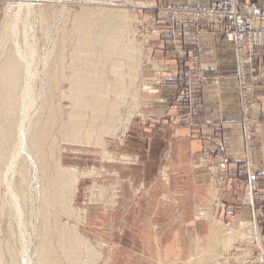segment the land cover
<instances>
[{
  "label": "rangeland",
  "instance_id": "rangeland-1",
  "mask_svg": "<svg viewBox=\"0 0 264 264\" xmlns=\"http://www.w3.org/2000/svg\"><path fill=\"white\" fill-rule=\"evenodd\" d=\"M26 1H28L26 3L32 5L31 7L29 5V16L23 21H17L18 27L14 29L15 33L11 32L14 31L11 25L13 24L15 12L18 11V8L17 11L14 9H16L18 5L21 6L19 2L24 3V1L0 0V55H3V52L6 51L4 48H8L11 44L5 45V38H7V40L16 41L24 55H27L26 52L28 53L29 48L34 51L33 58H35L34 61L32 60V63L35 67L36 76L34 75L35 78H33L34 81L32 82V87H34L32 88L33 90L31 95H33L36 104H41L44 99H48L55 108H61V110L59 109V112H57L58 119L53 129L54 132H52L54 135L58 132V128L61 123L66 121L68 113L74 109V104L70 103L71 100L69 98H65V95H69V90H67L69 83L65 80V78L72 73L71 64L77 61L72 60L76 51V42L79 38V34L74 28L76 19L78 17H82V15L87 17L89 16L90 18L110 13H119L124 15L120 16V20L121 22H124L126 30H123L124 34L122 33V42L119 43V47L122 48V53L119 51L113 54V56L112 54L111 56L102 54L103 59L102 57L99 58V60L101 59L100 64L103 65L102 77L106 80V82L109 84L111 83V89H115L117 91L115 96L110 94L108 97L109 100L113 101L116 109V116L114 118L115 122L112 124L113 129L111 128L112 132L110 131V135L109 133H101L102 135H100V132H98L96 135H99V143L93 139L87 143H71L64 142L59 137L56 138V147L58 149L56 162L65 170H74L73 174L75 181L68 195L69 198L67 199L66 210L63 212H55L57 216L54 213L53 216L55 218L53 217V219L51 218L52 221L50 220V225H52L55 222V219H57L62 225L71 230L74 229L73 231L79 233L78 235L81 238V241L79 240L78 242H82L84 244L83 241H85V245L87 243V248L97 254L94 257L92 253H89V256H91V263H89L84 262L86 260L84 259V256L87 255V253H85L86 251L80 254V259L79 257H75L76 255L73 253V259L69 257H62L63 260L61 259V264H112V257H116L117 252L119 253L130 250L133 248L134 244V228L124 225L125 218L128 216V213L131 212L130 206L127 205V207H125L123 204L125 202L123 198L125 199V196H130L128 195V192H131V190L134 189V192L138 190V192L141 193L149 186L158 187L167 184L166 186L174 187L178 185L177 180L172 179L171 177L168 179V166L171 163L168 160L170 158L163 162L160 159V156H162L163 153L162 147L161 145L159 146L158 141V138H160L157 135L158 126L156 123L151 121L163 119L161 118L163 115L157 114L156 111L159 105L165 103L162 99L157 97L160 87L165 83L162 79V73L165 71V66L162 59H158L156 57V42L164 35L162 30H166V34L170 37L171 41H173L172 35L174 34V31L178 30L177 25L180 23H190L196 26L199 24L203 26L218 25L216 22H207L200 18L192 19L197 18L192 17L193 13H190L188 16L182 14L184 11L206 10L210 4L216 0L209 2L205 8H162L163 13L161 16H155V14L151 13L153 9L150 7L153 6V3L150 4L149 0H120L122 2H116L114 4L104 2L108 0ZM242 1L245 2V0ZM152 2H154V0ZM12 14L14 16L10 17ZM229 44L232 46L231 43ZM60 48H62L64 53V58L62 60L64 67L62 75L64 78L60 79L57 84H53L54 82L50 79L49 73L52 63L57 61L54 59L55 55L53 56V54H56ZM125 54H132L133 58L131 57L130 59L128 55L126 56ZM79 57L81 58V61H83L82 58L84 57V54H80ZM2 58L3 57H0V62ZM195 58V56L192 57L193 63L196 62ZM103 60L105 62L107 61L106 64ZM113 61L120 62L121 64L112 67ZM43 63L46 66L45 69ZM186 73L187 74L178 84V88L175 92V100L172 105H179L185 114L190 115L195 104L194 94L193 98L187 99L184 93L187 90V87H190L188 81H191V78H196L197 76L195 75V72L194 76H192L188 70ZM189 75L192 77L190 78ZM115 81L118 82L117 85H115ZM50 96H52V100H50ZM189 108H191V110H186ZM86 113L89 114L87 110ZM87 120L88 115L86 121ZM260 121L262 122V120ZM149 122L151 123L149 124ZM147 123L150 125L149 130H147V128L143 125H146ZM258 134L255 135V141L258 138ZM95 137L97 138V136ZM166 152L167 153L164 156L167 158L171 155V151L168 146L166 147ZM147 157L148 159H146ZM146 160L150 161L145 162ZM35 161L34 156L27 158L23 166L22 176H19V174L16 173L12 180L15 190L18 192L17 194L22 198V202L20 201V203L22 205L21 208L24 219L23 231L19 232L17 224L14 223L15 221L11 222V224L13 223L12 225L10 224L8 213L5 214L6 217H3V219L1 218V225L4 229L2 234L4 236L2 237H4V239L9 238L10 233L8 227H12L13 235L10 237V243H13L12 246L14 250L18 251V249H20L23 245L26 247L29 244V247L32 246L30 248L31 253L36 245L35 233L41 223L40 211L44 210L37 200V193L39 191L40 184L42 183V179L41 170ZM53 164L54 163L51 162V167H54ZM216 164H221V168L226 169V166L222 161L215 162L211 161V159H203V162L200 165L208 172L211 170L214 173V171H216L214 168ZM243 165L244 163L241 162L240 166L245 174ZM16 166L18 167L19 165ZM48 169L46 168L47 172L45 171V175L47 176L52 173V169L49 166ZM253 170L257 177L255 162H253ZM143 174H145L144 177ZM21 179L23 180L21 181ZM37 181L40 183H37ZM228 183L229 178L224 186L222 185L221 180L220 184L215 181L214 188L219 191L222 185L223 189L219 192L214 189L212 190L216 192V202L215 200L213 201L214 203L212 204V207L213 210L217 212L213 217V219L215 218V231L218 236L217 240L213 243V254L215 255H213L210 259L207 257L205 260L200 257H194V252L197 250L201 252L206 249L207 241L209 239V235L207 236V230L209 233L210 228H189L187 226L178 227V225H176L177 227L173 226L174 228L172 229L176 230L180 236L181 231L184 233V236L185 233L188 235V238L182 244V252L184 254L187 253V255L182 256V258L171 260L165 259V263L162 264H252L254 261H258V254L260 252H264V249L262 251L255 252L254 241L256 239L249 235L255 234L257 238L258 234L260 235L259 230L257 231L258 234L254 231L257 227L250 223H242L239 225L242 221L227 220L224 215L226 209L223 210L224 212H222V209L220 210L221 203L223 204L222 201L225 197L224 194H226L228 190ZM210 189L209 186H207L208 195L210 193ZM257 189L258 180L256 182V192ZM176 197L171 196L172 199L175 198L174 200L168 199L170 202H173V204L177 201V206L179 207L180 203L183 201L180 198V195H178L177 198ZM116 199L119 202L118 206ZM243 199H245L244 193ZM262 199L264 200V195ZM208 201L209 200H207V203ZM178 207L173 211L170 218L175 217L176 219H179V221H184L187 219V216L189 217V215L187 214L186 216L185 212ZM206 207H208V205H206ZM203 209L199 211L201 214L199 213L198 218L204 216L202 214L206 211L203 212ZM170 213L171 209L170 207H167V217ZM221 213H223V215ZM220 215L223 222L219 221L220 219L218 220ZM204 218L207 219L208 225L211 227L210 218L207 216H204ZM187 229L189 232L191 230V232L187 233ZM31 231H33L31 233V236L33 237H31L32 241L30 242L27 239L30 238L28 236L29 234L27 235V232L29 233ZM246 231L250 233L247 234ZM22 234L24 235L22 236ZM190 234L192 235L190 236ZM229 234L233 237H237V239L234 237L236 241L232 240L230 247L224 246L221 240H224V237L226 239ZM169 237L170 236L167 234L166 239H169ZM21 241L23 244H21ZM32 242L33 244H31ZM155 243L160 251L162 248L161 243ZM172 250L173 249L171 248L170 251L172 252ZM3 254L4 255L2 256L0 264H20L17 262L11 263V259L5 250L3 251ZM200 255H202V253ZM72 260H75L77 263H71Z\"/></svg>",
  "mask_w": 264,
  "mask_h": 264
},
{
  "label": "crops",
  "instance_id": "crops-1",
  "mask_svg": "<svg viewBox=\"0 0 264 264\" xmlns=\"http://www.w3.org/2000/svg\"><path fill=\"white\" fill-rule=\"evenodd\" d=\"M152 1L149 0L150 4L153 3L150 7L153 9L151 13L161 16L162 8H205L213 0ZM245 2L253 4L257 9H264V0H245ZM177 26L178 30L172 35L173 41L166 34V30H162L164 35L158 37L159 40L156 42V57L162 59L165 66V71L162 73L165 83L160 87L157 97L165 103L159 105L156 111L157 114L163 115L161 117L163 119L151 121L158 126L157 135L160 137L158 141L163 153L160 159L163 162L170 158L168 179L171 177L177 180L178 185L174 187L166 186L167 184L158 187L149 186L141 193L138 190L134 192V189L128 192L130 196L123 198L125 200L123 204L125 207L130 206L131 212L125 218L124 225L134 228V244L130 250L117 252V256L112 257V264H162L165 263V259L171 260L187 255L182 252V244L188 235L185 233L184 236L181 231L180 236L172 228L177 227L176 225L178 227L209 228L207 219L198 218L199 211L206 208L209 196L207 186L210 184V174L200 165L203 159L222 161L225 164L229 183L220 210L224 212L223 210L226 209L224 215L227 220L255 225L261 235L259 244L254 243L255 252L264 249L262 87L254 88L256 98L252 105L253 116L262 122L255 141L254 157L258 189L255 195L256 200L251 206L243 199L242 193L245 177L240 166L243 159V145L234 79V49L223 39L221 28L218 25L199 24L196 26L190 23H180ZM194 56L196 57L195 63L192 62ZM254 66L264 72V59L256 56ZM187 70L192 76L194 72L196 76L199 75V78H191L195 104L190 115L185 114L179 105H172L178 84L187 74ZM149 124H143L147 130L150 129ZM167 146L170 148L171 155L166 158L164 155L167 153ZM147 161L150 160L145 162ZM178 195L183 201L179 207L177 201L174 204L169 201V199H175L171 196L178 197ZM176 206L189 217L187 216L184 221H179L175 217L170 218ZM167 207L171 209L168 217ZM218 220L223 222L221 215ZM186 232L190 233L191 230L189 232L187 229ZM167 234L170 236L169 239H166ZM155 242L161 243L160 251Z\"/></svg>",
  "mask_w": 264,
  "mask_h": 264
},
{
  "label": "bare ground",
  "instance_id": "bare-ground-1",
  "mask_svg": "<svg viewBox=\"0 0 264 264\" xmlns=\"http://www.w3.org/2000/svg\"><path fill=\"white\" fill-rule=\"evenodd\" d=\"M23 1L24 3L19 2L21 6L18 5L19 7L17 6L16 9H14L17 11L18 8V11L15 12V16L13 14L11 16L9 15L10 17L14 16L13 24L11 25L13 30L18 27L17 21H23L29 16L28 10L32 5L26 3L28 2L26 0H22V2ZM29 2H31V0H29ZM104 2L114 4L122 1L108 0ZM118 14L119 13H110L95 18L82 15V17L76 19L74 28L78 32L79 38L76 42V51L72 60H77V63L73 62V64H71L72 73L65 78L69 83L67 89L69 90V95H65V98L71 100L70 103L74 104V109L68 113L66 121L61 123L58 132L55 133L56 135L52 132H54L53 129L58 119L57 112H59L58 110H61V108H55L48 99H44L43 102L41 101V104H36L33 95H31L32 88L34 87H32L33 78H35L34 75L36 76L35 67L32 63V60L34 61L35 58H33L34 51L29 48L28 53L25 51L27 55H24L16 41L7 40V38L4 39L5 45L11 44L8 48L5 46L6 48L4 49H6V51L3 52V55H0V57H3L0 62V263L4 255V250L10 257L11 263L17 262L20 264H61V259L63 260L62 257L73 259L74 254L76 255L75 257H79L80 254L85 251L87 255H85L86 257L83 255L84 259H86L84 262L91 263V256H89V253H92L94 257L97 255L87 248V243L85 245V241H83L84 244L78 242L81 238L78 235L79 233L73 231L74 229L71 230L62 225L57 219L50 225L52 221L51 218L53 219L55 212H63L66 210L67 199L69 198L68 195L75 181L73 174L74 170H65L56 162L58 150L56 147V138L59 137L62 141L71 143H87L93 139L99 143V135H96L98 132H100V135L103 133H109L110 135L112 132L111 128L112 124L115 122L116 109L113 101L109 100L108 97L110 94L115 96L117 91L111 89V83L109 84L102 77L103 65L100 64L101 59L99 60V58L102 57L103 59L102 54L106 56H111L112 54L113 56V54L119 51L121 52L122 48L119 47V43L122 42V33L123 30H125V25L124 22L120 20V16L124 15ZM11 32H15V30ZM127 44L129 45L128 42ZM63 54L62 48H60L56 54H53V56L55 55L54 59L57 60L52 63L49 73L50 79L54 82L53 84H57L60 79L64 78L62 75V71L64 70L62 64L64 58ZM80 54H84L82 58L83 61H81L79 57ZM127 55L131 59L132 54ZM103 62L105 61L103 60ZM118 64L121 63L113 61L112 67L118 66ZM45 67L44 64V69ZM114 83L117 85L118 82L115 81ZM51 98L52 96H50V100H52ZM86 110L90 115L86 113ZM87 115L89 121H86ZM95 136H97V138ZM31 156H34L35 162H37L41 170L42 183L37 193V200L41 207L44 208L43 211H40L41 223L35 233L36 245L32 253L30 250L32 246L29 247V244V246L27 245L26 247L23 245L18 251L14 250L12 246L13 243H10V237L13 235L12 227H8L10 237L4 239V237H2L4 236L2 235L4 229L1 225V218L3 219V217H6L5 214L8 213L10 224L15 221L14 223L17 224L19 232L23 231L24 219L21 208L22 205L20 203V201L22 202V198L17 194L18 192H16L12 180L16 173L22 176L24 163L26 159ZM51 162L54 163V167H51ZM16 165L19 166L17 167ZM48 166L52 169V173L49 176L45 175ZM22 180L23 179H21V181ZM38 182L39 181H37V183ZM209 189L208 207L203 209V212H206L202 214L210 218L211 221V227L209 226L210 230L208 233L209 239L206 249L201 252L198 250L196 251L197 253L194 252V257H200L204 260L207 257L210 259L215 255L213 254V243L218 237L215 231V218L213 219L217 212H215L212 207L213 201L215 200L216 202L215 191H218V189L214 188L213 183L209 185ZM213 189L215 191H212ZM254 231H256V229H254ZM32 232L33 231L27 232V235L29 234L28 236L30 237L27 239L30 242L32 241L31 237H33L31 236ZM23 235L24 234H22V236ZM232 235L229 234L226 239L225 237L224 240L221 239L224 246L230 247L232 240L236 241L235 239H237V237L234 236L236 237L234 239ZM21 244H23L22 241ZM31 244H33V242ZM201 253L202 255H200ZM71 263L77 262L72 260Z\"/></svg>",
  "mask_w": 264,
  "mask_h": 264
},
{
  "label": "built area",
  "instance_id": "built-area-1",
  "mask_svg": "<svg viewBox=\"0 0 264 264\" xmlns=\"http://www.w3.org/2000/svg\"><path fill=\"white\" fill-rule=\"evenodd\" d=\"M193 13L192 19H203L207 22H216L221 26L223 37L232 44L235 49V80L237 86V100L240 111V127L243 145V167L245 170L243 193L247 204L255 201L257 177L253 170L255 157V135L258 134L260 119L253 116L252 105L256 98L255 87H262V99L264 103V72L254 66L256 56L264 59V9H257L252 4L242 0H216L206 10L184 11L182 14ZM202 21V20H201ZM196 59V58H195ZM191 78L192 76L189 75ZM198 74H197V77ZM184 95L187 99L193 98L192 82L188 81ZM191 110V108L186 109ZM221 164L214 166V173L210 170V184L217 181L224 186L228 179V172L221 168ZM219 176V177H218ZM221 185L222 191L223 186ZM215 187V185H214ZM247 224L240 222L241 224ZM254 226V225H253ZM258 229H256L257 233ZM247 232V231H246ZM250 232H247L249 234ZM258 234V233H257ZM254 237L255 244H259L260 235L249 234ZM258 261L252 264H264V252L258 254Z\"/></svg>",
  "mask_w": 264,
  "mask_h": 264
}]
</instances>
